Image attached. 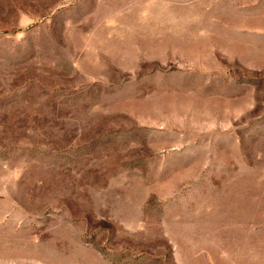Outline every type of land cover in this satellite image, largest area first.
<instances>
[{
	"label": "rangeland",
	"instance_id": "rangeland-1",
	"mask_svg": "<svg viewBox=\"0 0 264 264\" xmlns=\"http://www.w3.org/2000/svg\"><path fill=\"white\" fill-rule=\"evenodd\" d=\"M0 264H264V0H0Z\"/></svg>",
	"mask_w": 264,
	"mask_h": 264
}]
</instances>
